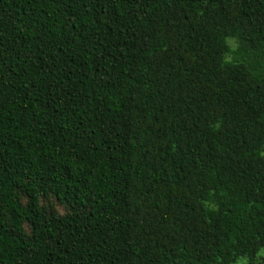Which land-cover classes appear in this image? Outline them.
<instances>
[{
  "label": "trees",
  "instance_id": "1",
  "mask_svg": "<svg viewBox=\"0 0 264 264\" xmlns=\"http://www.w3.org/2000/svg\"><path fill=\"white\" fill-rule=\"evenodd\" d=\"M262 252L264 0H0V264Z\"/></svg>",
  "mask_w": 264,
  "mask_h": 264
},
{
  "label": "rangeland",
  "instance_id": "2",
  "mask_svg": "<svg viewBox=\"0 0 264 264\" xmlns=\"http://www.w3.org/2000/svg\"><path fill=\"white\" fill-rule=\"evenodd\" d=\"M230 43L233 44V42L231 40H229ZM58 210L60 211V213H65L66 210L62 207H60L59 205H57ZM260 253V251H259ZM262 256H264V252H262L260 255L258 254L257 257H255V259L253 260V264L257 263V264H264V262L262 261ZM249 260L246 257H239L238 259H236L234 262L230 263V264H248Z\"/></svg>",
  "mask_w": 264,
  "mask_h": 264
}]
</instances>
